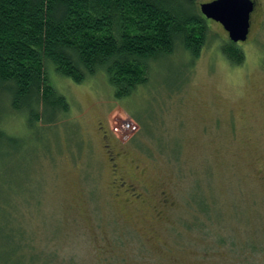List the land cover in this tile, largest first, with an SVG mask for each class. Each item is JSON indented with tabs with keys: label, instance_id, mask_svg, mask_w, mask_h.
I'll return each mask as SVG.
<instances>
[{
	"label": "rangeland",
	"instance_id": "374dc122",
	"mask_svg": "<svg viewBox=\"0 0 264 264\" xmlns=\"http://www.w3.org/2000/svg\"><path fill=\"white\" fill-rule=\"evenodd\" d=\"M254 2L240 65L209 20L194 66L187 53L159 62L130 99L103 75L77 84L51 70L71 124L45 147L5 108L0 127L16 141L0 146L1 264H29L25 247L5 259L16 257L6 224L54 250L32 264H264V0Z\"/></svg>",
	"mask_w": 264,
	"mask_h": 264
},
{
	"label": "trees",
	"instance_id": "16d2710c",
	"mask_svg": "<svg viewBox=\"0 0 264 264\" xmlns=\"http://www.w3.org/2000/svg\"><path fill=\"white\" fill-rule=\"evenodd\" d=\"M199 5L197 0H0V119L6 107L24 117L29 142L45 147L59 127L71 124V105L51 84V70L77 84L103 75L115 98L130 99L149 84L159 62L172 67V58L185 61L187 53L193 65L210 37ZM236 45L229 40L222 52L240 65L244 55ZM15 141L0 127V146ZM201 208L206 212V203ZM6 228L16 257L5 259L22 260L17 256L24 247L29 264L54 252L36 249L21 229L16 237L13 226Z\"/></svg>",
	"mask_w": 264,
	"mask_h": 264
},
{
	"label": "water",
	"instance_id": "95a60500",
	"mask_svg": "<svg viewBox=\"0 0 264 264\" xmlns=\"http://www.w3.org/2000/svg\"><path fill=\"white\" fill-rule=\"evenodd\" d=\"M255 8L253 0H211L199 5L201 14L206 19L219 23L233 43L247 40Z\"/></svg>",
	"mask_w": 264,
	"mask_h": 264
},
{
	"label": "flooded vegetation",
	"instance_id": "af4514ba",
	"mask_svg": "<svg viewBox=\"0 0 264 264\" xmlns=\"http://www.w3.org/2000/svg\"><path fill=\"white\" fill-rule=\"evenodd\" d=\"M255 9H256V8H255ZM251 17H252V16H251ZM249 36H250V33H249V35H248V38H249ZM248 38H247V40H248ZM247 40H246V41H247ZM109 152H112V151L109 150ZM112 158H113V160L115 161V158H114V157H112ZM112 158H111V159H112Z\"/></svg>",
	"mask_w": 264,
	"mask_h": 264
},
{
	"label": "built area",
	"instance_id": "2783aa9c",
	"mask_svg": "<svg viewBox=\"0 0 264 264\" xmlns=\"http://www.w3.org/2000/svg\"><path fill=\"white\" fill-rule=\"evenodd\" d=\"M130 126V125H129Z\"/></svg>",
	"mask_w": 264,
	"mask_h": 264
}]
</instances>
